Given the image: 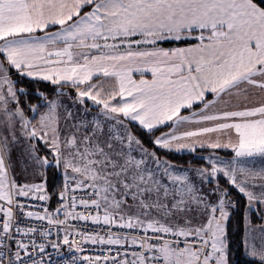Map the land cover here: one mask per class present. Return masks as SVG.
Here are the masks:
<instances>
[{
  "label": "snow or ice",
  "instance_id": "snow-or-ice-1",
  "mask_svg": "<svg viewBox=\"0 0 264 264\" xmlns=\"http://www.w3.org/2000/svg\"><path fill=\"white\" fill-rule=\"evenodd\" d=\"M0 264H264V0H0Z\"/></svg>",
  "mask_w": 264,
  "mask_h": 264
}]
</instances>
